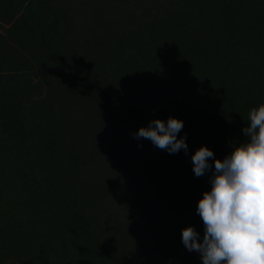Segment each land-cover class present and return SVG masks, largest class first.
I'll return each mask as SVG.
<instances>
[{
  "label": "rangeland",
  "instance_id": "rangeland-1",
  "mask_svg": "<svg viewBox=\"0 0 264 264\" xmlns=\"http://www.w3.org/2000/svg\"><path fill=\"white\" fill-rule=\"evenodd\" d=\"M261 103L264 0H0V264H202L191 156ZM170 116L187 153L133 137Z\"/></svg>",
  "mask_w": 264,
  "mask_h": 264
},
{
  "label": "clouds",
  "instance_id": "clouds-1",
  "mask_svg": "<svg viewBox=\"0 0 264 264\" xmlns=\"http://www.w3.org/2000/svg\"><path fill=\"white\" fill-rule=\"evenodd\" d=\"M182 129L183 122L170 116L166 122L151 120L132 135L149 139L169 154L187 153L186 137L177 139ZM242 132L246 141L222 160L203 145L191 156L196 177L214 165L211 189L196 206L204 225L202 242H197L199 234L192 226L181 229L183 245L198 252L202 264H264V103L249 110Z\"/></svg>",
  "mask_w": 264,
  "mask_h": 264
},
{
  "label": "bare ground",
  "instance_id": "bare-ground-1",
  "mask_svg": "<svg viewBox=\"0 0 264 264\" xmlns=\"http://www.w3.org/2000/svg\"><path fill=\"white\" fill-rule=\"evenodd\" d=\"M259 92V91H258Z\"/></svg>",
  "mask_w": 264,
  "mask_h": 264
}]
</instances>
